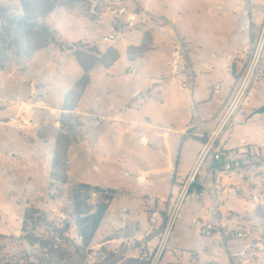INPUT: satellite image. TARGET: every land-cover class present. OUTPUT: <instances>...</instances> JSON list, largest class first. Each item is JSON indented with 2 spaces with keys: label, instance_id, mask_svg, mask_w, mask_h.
Segmentation results:
<instances>
[{
  "label": "crops",
  "instance_id": "0c3cea01",
  "mask_svg": "<svg viewBox=\"0 0 264 264\" xmlns=\"http://www.w3.org/2000/svg\"><path fill=\"white\" fill-rule=\"evenodd\" d=\"M113 2L86 0L71 6L58 5L38 20L39 24L50 28L56 41L22 63L0 68V150L9 152L6 164L12 165L13 173L23 172L30 181L27 200L24 194L21 197L27 207L35 206L47 213L58 203L51 196L55 190L50 175L58 135L67 134L61 128V119L68 115L76 118L79 134L71 139L69 182L62 185V189L87 184L114 191L101 227L93 238L96 245L90 248L121 252L136 259L143 249H151L160 236L158 229L151 228L150 213L160 215L161 227L203 148L200 140L187 136V131L203 119L208 120L210 128L217 126L225 100L237 90L242 68L240 64L231 63L227 69L232 79L228 77L223 83L213 81L206 86L209 96L200 94L207 79L199 75L216 70L220 63L217 57L202 53L194 58L188 56V62L181 69L173 70L170 60L166 66H161L159 51L168 45L169 27L173 31L176 26L180 27L178 20L176 26L170 21L172 17H156L154 0H124L130 11L145 12L149 20L127 30L116 43H104L103 37L112 30ZM1 5L11 7L18 15L23 14L19 0H0ZM263 10L264 0L257 10L246 11L247 20L251 13L254 22L260 21ZM246 31L249 34L248 22ZM249 40L244 51L229 55H242L248 49ZM66 46L75 47V51L66 52ZM227 48L231 50L232 39ZM76 52L84 61L92 58L98 61L88 71L90 82L76 107L66 111L67 94L86 75ZM185 76L188 84L184 87ZM216 84L222 86L220 95L213 93ZM260 88L264 90V76L255 85L251 105L235 117L246 119L259 108L254 100ZM213 96L219 98L214 101ZM248 109H251L250 114ZM246 134L250 140L240 136L236 146L222 151L218 149L220 137L217 152L234 151L243 139L253 142L251 133ZM190 141L198 147L193 149L191 166L184 159ZM261 141L253 143L264 144V139ZM262 159L260 174L249 175L243 182L236 176L217 174L216 167L220 164L213 156L207 157L198 172L200 190L193 193L203 192L199 199L207 196L209 200L202 203L198 219L204 208L213 205L210 190L218 183L216 200L221 208V226L211 239L216 245H224L228 252L222 247L215 248L210 264H237L235 258L247 245L264 239V191L258 184L264 172V149ZM240 184L246 192L228 194L232 186ZM193 193L189 197L198 198L192 197ZM252 195L263 196L262 202H253ZM243 226L250 230L251 240L236 238L235 229Z\"/></svg>",
  "mask_w": 264,
  "mask_h": 264
},
{
  "label": "rangeland",
  "instance_id": "374dc122",
  "mask_svg": "<svg viewBox=\"0 0 264 264\" xmlns=\"http://www.w3.org/2000/svg\"><path fill=\"white\" fill-rule=\"evenodd\" d=\"M261 1L154 0L157 7L156 17L158 19H170L172 17L170 21L176 26V20H178L180 27L178 29L176 26L177 29L175 31L169 27L168 45L161 47L159 51L161 66H166L170 60L173 70L181 69L182 64L178 67L175 66L178 49L184 52L188 51V55L185 58L186 62H188V56L194 58L197 54L202 53H208L212 58L217 57L220 63L219 66H215L216 70L199 75L207 79V82L201 86L199 93L208 97V88L206 86L211 85L213 81L223 83L227 81L228 77L232 79L230 70L227 69V66L231 65L228 55L231 52H242L245 50L249 39V34L246 31L248 22L246 11L249 9L257 10L261 6ZM6 9L5 5H1L0 13ZM230 39H232V48L228 50L227 46ZM89 49L94 50V48ZM12 54V52L8 53L3 69H6L10 64L22 63L28 59L27 56L17 57ZM162 60L165 62H162ZM85 62L89 64V60L86 59ZM258 92V96L254 102L260 107L264 104V90L260 88ZM218 98L217 96H213L214 101ZM214 106H217V104H214ZM250 111L251 109H248V114L251 113ZM244 120L245 118L239 115L234 118L227 131L220 138L219 151L236 146L240 136L249 139L246 132L251 133V141L256 143L262 142L261 140L264 139V115L254 118L247 125H244ZM190 142L185 148V155L187 156L184 159L191 166L194 161L193 149L198 147L194 145L196 143L193 141ZM8 153V151L0 150V264H41L35 258L45 259V262L42 264L151 263L148 257L144 256L146 251H148L146 249H143L141 256L136 259L126 257L121 252L102 250H98L97 256L89 259L87 252L86 257L79 258L75 247L66 244L62 245V250L65 251L63 260L59 261L58 252H51L49 248L44 249L40 246L31 247L22 241L27 203L21 197L24 194L27 200L30 181L26 179L23 172L17 171L13 173L12 165L6 164V155ZM4 166H6V170ZM85 173L88 175L87 171ZM53 184L55 192H57L56 190H60L63 193L66 190L62 189L61 183L54 182ZM68 188H71V186ZM205 198L200 200L199 198L188 197L184 201L171 233L168 248L159 264H210L211 258L216 254L215 248L222 247L224 252L228 253L224 245H216L211 238L204 237L201 234L202 223H198L197 219L203 207L202 203L209 202L208 197L206 196ZM70 199L71 194L68 191L67 196L65 194L64 199H62L59 205L62 210L68 211L71 217H74L76 213ZM71 211H73V214H71ZM78 219L77 217L76 221ZM40 230V233L43 234L44 230ZM74 232L72 230L71 234L73 235ZM51 234L46 233L44 236H51ZM68 239L76 245H81L80 242L75 241L71 237ZM91 245L92 247L95 246L96 242L93 240ZM68 252H72V256Z\"/></svg>",
  "mask_w": 264,
  "mask_h": 264
},
{
  "label": "built area",
  "instance_id": "2783aa9c",
  "mask_svg": "<svg viewBox=\"0 0 264 264\" xmlns=\"http://www.w3.org/2000/svg\"><path fill=\"white\" fill-rule=\"evenodd\" d=\"M114 19L112 30L103 37V42L106 44H114L121 39L127 30L135 28L138 24L145 23L149 20L147 14L138 13L136 11H130L124 4V0H114ZM248 31L249 32V46L246 52L242 55L231 54L228 59L233 64H240L242 68V77L235 93L225 100L223 110L221 111V118L215 128L208 126V120H200L199 124L192 126L187 131L188 137H193L200 140L203 144V148L199 153L196 164L187 177L185 182L180 186L179 192L176 198L175 205L171 213L167 216L164 224L160 225V215L157 212L150 213V225L152 230L158 229L160 236L156 244L146 251L145 257L151 261L150 264H159L163 254L168 248L170 236L177 220L180 208L184 201L190 196L193 191V186L197 184L198 172L207 159L208 156H213L215 162H220L219 166L216 167V173L225 174L227 176H236L243 182L245 177L258 176L260 173V165L263 161L262 151L264 144L258 145L256 143L241 140L239 146L234 151L227 153L217 152V142L221 135L227 130L231 121L235 116L243 110L245 107L251 105L252 99L255 96V85L262 81L264 76V10L260 21L254 22L251 13H248ZM183 49V48H182ZM187 51L177 50L175 66L178 67L180 64H184ZM186 76L183 78L182 85L187 86ZM213 93L220 95L222 93L221 84H216L213 87ZM249 178V177H248ZM260 182L258 183L264 191V172H262ZM71 188H67L63 193L59 190L54 191L51 195L56 199L54 206L50 207L46 218L49 223H52L57 229L64 230L68 228L65 237H71L77 242L81 243L82 238L78 236V225L76 219L77 215L71 217L68 211L62 210L60 203L64 196L71 192ZM214 203L211 207L204 208L201 218L197 222L202 223L201 234L204 237L211 238L215 232L219 231L221 222L219 216L221 215L220 203L217 202L216 198L218 195V183H215L212 190H210ZM246 190L242 184L232 186L228 190V194L244 193ZM101 195L93 190L90 194L88 205L95 206L99 203ZM263 197V196H262ZM262 197L251 196V199L255 203L262 202ZM70 202L73 204L72 199ZM75 209V208H74ZM127 211V210H126ZM73 214V211H71ZM74 230V234L71 231ZM76 233V235H75ZM234 234L236 238L242 241L251 240V232L246 227H239L235 229ZM55 241L59 244L63 243L64 239L61 237L55 238ZM246 250L238 255L236 259L237 264H264V239L259 240L257 243H252L246 246ZM249 250V251H247ZM98 250L88 248L87 256L89 259L97 256Z\"/></svg>",
  "mask_w": 264,
  "mask_h": 264
},
{
  "label": "trees",
  "instance_id": "16d2710c",
  "mask_svg": "<svg viewBox=\"0 0 264 264\" xmlns=\"http://www.w3.org/2000/svg\"><path fill=\"white\" fill-rule=\"evenodd\" d=\"M23 10L22 15L16 14L11 8L0 13V68L3 69L4 62L7 61L8 53L20 56H32L35 52L48 48L55 42V36L50 28L39 24V18L50 14L58 5L71 6L73 4L84 3L86 0H19ZM250 32V31H249ZM76 56L86 71V75L77 83L76 87L67 94L68 103L64 108L66 111H72L79 102L84 89L90 82L88 71L98 59L92 58L89 64L86 63L79 52ZM117 59V56L115 57ZM79 123L71 115L64 116L61 119V128L67 134L59 133L56 148L52 160L51 186L54 182L65 185L69 182V148L71 139L76 137ZM220 163V162H219ZM97 191L101 197L99 203L95 206H89L88 200L91 192ZM200 190L197 185L193 186V191ZM191 192V194L193 193ZM71 199L74 204L75 213L78 216V236L82 238L81 245H76L65 237L68 228L64 230L57 229L48 222L43 211L29 206L25 212L22 241L29 246H40L44 249L49 248L51 252L59 253V261L63 260L64 252L62 245H72L76 249L79 258L86 257L87 249L100 229L105 218L109 204L112 201L115 192L111 190H102L98 187H92L87 184H75L71 189ZM40 229L44 233H40ZM46 233L51 234L44 236ZM64 239L63 244H58L55 238ZM72 256V252H68ZM44 263L45 259H38Z\"/></svg>",
  "mask_w": 264,
  "mask_h": 264
},
{
  "label": "water",
  "instance_id": "95a60500",
  "mask_svg": "<svg viewBox=\"0 0 264 264\" xmlns=\"http://www.w3.org/2000/svg\"><path fill=\"white\" fill-rule=\"evenodd\" d=\"M66 52L75 51V47L73 46H66L65 47ZM264 115V104L259 107L258 109L254 110L246 119L244 124H248L252 119ZM203 192H194L192 197H198L201 198Z\"/></svg>",
  "mask_w": 264,
  "mask_h": 264
}]
</instances>
